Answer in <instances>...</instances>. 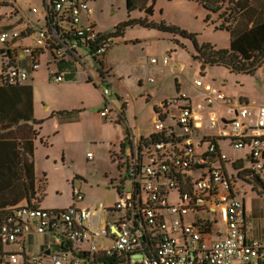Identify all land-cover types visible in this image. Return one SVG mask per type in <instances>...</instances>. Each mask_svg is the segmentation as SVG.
<instances>
[{
  "label": "built area",
  "instance_id": "2783aa9c",
  "mask_svg": "<svg viewBox=\"0 0 264 264\" xmlns=\"http://www.w3.org/2000/svg\"><path fill=\"white\" fill-rule=\"evenodd\" d=\"M40 2L28 5L31 17L17 0L0 3V86L26 84L44 65L60 82L54 65L81 61L79 47L96 59L109 49L91 17L93 0ZM110 106L100 115L109 116ZM221 141L243 155L229 157ZM131 144L119 169L131 189L119 186L109 219L92 225L94 210L77 205L84 195L75 188L67 208H4L0 264H264V238H248L245 213L248 190L264 194V104L234 101L203 77L184 79ZM32 234L55 237L49 254L34 259L25 251Z\"/></svg>",
  "mask_w": 264,
  "mask_h": 264
},
{
  "label": "rangeland",
  "instance_id": "374dc122",
  "mask_svg": "<svg viewBox=\"0 0 264 264\" xmlns=\"http://www.w3.org/2000/svg\"><path fill=\"white\" fill-rule=\"evenodd\" d=\"M22 1L26 2L25 0ZM31 1L37 6L41 4L40 0ZM17 2L22 4L20 0H17ZM134 3L137 6L128 11L126 0H96L94 4L96 14L93 15L98 19L99 31L104 34L116 32L117 27L125 22L143 20L146 23H165L177 26L189 34H194L199 45L211 43L215 48L229 47V32L217 28L221 22L218 14L209 11L198 1L134 0ZM227 6L228 3H225L223 9ZM149 7H152V12L147 13L145 10ZM122 28H119V32ZM125 33L126 37L146 35L151 39L149 40L150 43L144 47L139 44L125 46L121 55L118 56L119 64L123 63L122 67L127 63L125 60L123 62V57H127L130 59L129 61L140 65H151L162 70L172 68L170 73L177 82L180 78L190 80L199 76L203 77L204 80L211 81L213 84L225 82L227 86L232 88L242 86L246 91L254 92V95L257 92H262L264 63L256 69L257 74L256 71L252 74L232 73L223 64L204 65L202 69V62L193 56L195 47L192 39L183 36L179 32L163 31L157 27L146 29L135 25L127 28ZM159 34L162 37L157 38ZM117 49V45L112 47V58L116 55ZM148 51L159 56H155L158 60L157 64L150 63L151 54ZM164 54L166 55L164 56ZM163 58L168 60L167 64L161 63ZM88 62V67L98 68L99 66L91 59ZM175 70L178 72H175ZM111 73L112 70L104 65L99 70V75L103 78L111 75ZM44 74L45 71L41 66L33 82L38 108L42 103H46L50 104L52 108L73 109L79 107L82 102L86 106V111L81 117V122L69 124L63 133L51 137L53 146L50 152H45V149L38 145L36 157L39 164V179L44 178L43 172L48 173L43 205L50 209L67 208L70 203H73V188L80 189L84 199L77 205L82 208H89L91 211L94 210L95 216H93L92 225L103 223L105 219H109V210L115 206L119 186L123 185L125 189L130 190L131 184L129 180H126L124 184L121 183L120 171L117 169V147L109 148V145L114 144L116 137L118 138L121 134V124L102 119L99 111L105 105L110 104H112L113 109L120 107L121 101L117 95H123L128 102L127 108L130 121L134 123L135 111H138V114L144 116L142 123L151 125L153 124L151 113L153 105L145 103V98L142 96L145 90L143 86H139V77L135 78L131 72L122 69L115 71V78L121 79L120 82L110 80L112 94L108 96L106 103L101 102L100 89L102 86H98V88L93 83L85 82L82 78L84 75L82 69L77 70L73 81L67 79L62 82L55 79L46 81ZM158 74L160 75L159 72ZM184 75L187 77H184ZM166 83L162 95L169 97L175 93L174 83L169 78ZM159 85V83L154 84V87ZM171 98L173 97L165 99L164 102ZM146 107L147 110H145ZM208 144V141L204 142L203 148H207ZM223 145L230 157H233L234 154L237 155V152L232 151L226 141L223 142ZM62 147L65 149L64 159H61L60 156V148ZM87 152H91L92 158L87 157ZM46 155H50V158L46 159ZM245 213L248 238L263 239L264 194L248 190L245 197ZM34 237L31 238V241L37 244L34 247L36 250L42 247L41 243L45 247L48 246L50 241L54 240L46 235H34ZM179 244H181V241H179Z\"/></svg>",
  "mask_w": 264,
  "mask_h": 264
},
{
  "label": "crops",
  "instance_id": "0c3cea01",
  "mask_svg": "<svg viewBox=\"0 0 264 264\" xmlns=\"http://www.w3.org/2000/svg\"><path fill=\"white\" fill-rule=\"evenodd\" d=\"M20 1L22 2V4L20 3V6L25 10L24 14L31 17L26 9L29 4L34 2L31 0H25L26 2H23L22 0ZM95 1L96 0H93L92 2L94 15L96 14V8L94 6ZM2 2H5V0H0V3ZM4 10H5L4 7H0V13ZM93 14L91 16L92 20L95 22V27L99 31L100 29L98 28V19L95 18ZM85 22H86V18L83 16L82 23ZM135 25H139L146 29H154V27H149V26L141 25L139 23H134L128 25L127 27L122 28L120 32L117 30L116 32L113 31L104 34L99 31L101 34L107 36L110 44L107 53L102 58L96 59L92 55L90 50H88L85 47H79L76 50V52L81 61L76 60L75 58H69L67 61L59 62L58 64L54 65V67L55 70L58 71L63 76V80L67 79L68 81H73V78L77 73V70L82 69L84 71V75L82 78L85 80V82L87 81L93 83L96 87L102 86L100 89V93L102 96L101 102L103 103L104 102L106 103L108 96L105 97L102 90L104 88H110L112 94L110 80H114L117 82L118 81L120 82L121 80L119 78H115V71L117 69L119 70L122 69L126 72L129 73L131 72V74L135 78L139 77V86H143V89L145 90L144 91L145 93L142 95L143 98H145V103H147V105L150 104L153 105V109L151 113L153 115V121H154L155 111L159 109V107L164 102V100L170 97H175L177 95L178 83L182 82V78H180L178 82L177 80H174L172 74L170 73L172 68L170 70L168 69L162 70L161 68H156L151 65H140L136 62L129 61L130 59H128L127 57H123V62L124 60L127 61L124 67H122L123 63L119 64L118 56L121 55L122 49L125 46L128 47L130 45L139 44L142 47H144L145 45L150 43L149 40L151 38L146 35L126 37L125 30L127 28L134 27ZM160 37H162V35L159 34L157 38ZM115 45L118 46V49L116 51V55L112 58L111 56L112 47ZM148 52L149 54H151L149 60L151 58H156L155 56H158L154 54V52L151 51ZM195 54H196V50H195ZM195 54H193V56ZM165 55L166 54H164V56ZM89 59H91L94 63H97L99 65L97 71L93 72L91 70L93 66L88 67ZM102 65L107 66L112 70L111 75L106 76L105 78L99 75V70L101 69ZM43 69L45 71L44 77L46 81H52V79H55L54 75L48 71L46 65L43 66ZM229 71L234 73V71H231L230 69ZM255 71L257 74V70ZM158 72L160 73V75L158 74ZM175 72L178 71L175 70ZM36 74H34L32 81L18 87L20 93L26 95V99L28 97V100L26 102L23 99L21 102L15 103L11 92L8 91L10 89L7 87L0 86V96L6 97L8 100H12L11 102L9 101L4 102V98H0V117L3 116L6 118V120L0 121V133L5 134L9 132L7 136L6 135L0 136V207L7 208L14 205H24L27 203L35 202L37 205L47 208L43 205V201H44L43 195L47 189L46 177L48 173L43 172L44 178L39 179L38 176L39 164L36 157L38 145H41L45 149V152L48 151L50 152L53 146L51 137H55L63 133L64 129L69 124H74V123L78 124L79 122H81V117L86 111V106H84L82 102L79 107L73 109H66L63 107L52 108L50 104H46V103H42L40 108H38L36 105V94L33 89V82L35 81ZM184 77L187 76L184 75ZM168 78L171 81H173L174 83L173 86L175 90V93L171 94L169 97L162 95L163 87L164 85L167 84L166 82ZM157 83H159L160 85L158 87H154V84ZM215 86L220 87L226 94L231 96L234 101L241 99L253 105L264 104V83H263V88L261 89L262 92L261 93L257 92V94L255 95L254 92H248L242 86H239L238 88H232L230 86H227L225 82L222 84H215ZM148 93L150 94L148 95ZM117 96L118 99L121 101L120 107L113 109V106L111 104L110 106L111 112L109 113V116L103 117L100 115V112L106 107L105 105L103 109H100L99 115L102 119L108 120L110 122H114L115 124L117 123L121 124L122 126L121 127L119 125L121 134L118 136V138L116 137L114 144L109 145V148L117 147V151H118L116 153V156L118 158L117 169H120V165L125 160H127L131 154L132 139L133 138L138 139L141 136H144L146 131L151 129L152 124L151 125H148L147 123L143 124L142 118L144 116L140 113L138 114L137 113L138 111H135L134 123L130 121V117L128 115V108H127L128 102L126 98L123 95H119V94ZM134 104H135V100H134ZM15 108L20 109L19 115L16 114ZM147 109L148 108L146 107L145 110ZM148 111L150 112V109ZM16 117H19L17 118L18 122L13 123L16 120ZM203 132L207 134L206 129H203ZM20 142L23 144V148H25L23 154L25 155V157H27V165H28L29 177L28 179L26 177L24 180L21 179L20 176L21 163H20L19 154L22 155L21 150H19ZM223 142L224 141H221L220 145L226 151ZM203 149H204L203 146L196 147L197 152H201ZM236 152L237 155L234 154V156L233 157L231 156V158H236L243 155L242 151H236ZM88 153L91 152H87L86 154ZM60 156L61 159H64L65 156L64 147L60 148ZM49 158L50 155H46V159ZM253 192H258V191L255 190ZM69 205H71V203ZM99 225H101V223H96L94 226H99ZM34 235L37 234H32L28 236L25 245V251L29 253L30 256H33L34 253H37L39 256L42 252H44V254H47L46 251L48 250L49 245L43 247V244L41 243L40 245L42 247L39 250L34 249V247L37 246L36 243L31 241V238H35ZM45 235L52 237L53 239L55 238L53 237V235L50 234H45Z\"/></svg>",
  "mask_w": 264,
  "mask_h": 264
},
{
  "label": "trees",
  "instance_id": "16d2710c",
  "mask_svg": "<svg viewBox=\"0 0 264 264\" xmlns=\"http://www.w3.org/2000/svg\"><path fill=\"white\" fill-rule=\"evenodd\" d=\"M201 3L206 9L218 14L221 22L217 26L218 29L227 30L229 32V47L215 48L211 43H203L199 45L196 42L194 34H189L181 30L177 26L167 25L165 23L155 24L146 23L143 20H130L117 27L124 28L127 25L139 23L144 26L157 27L163 31L179 32L183 36L192 39L196 54L194 58L199 59L201 67L204 65L223 64L231 71L237 73L252 74L255 70L264 63V0H195ZM228 6L224 7V4ZM128 11L133 10L137 5L134 0H126ZM222 10V11H221ZM24 85V84H23ZM21 85H6L11 92L15 103L21 102L23 99L26 102V95L20 93L18 87ZM4 102H11L6 97ZM17 115L20 113L19 108H15ZM13 123H17L18 120ZM6 120L1 116L0 121ZM9 132L0 136H7ZM22 155L19 154L21 163V179H28L27 157L23 154L25 148L20 142ZM31 173V172H30ZM5 207H0L2 210Z\"/></svg>",
  "mask_w": 264,
  "mask_h": 264
},
{
  "label": "water",
  "instance_id": "95a60500",
  "mask_svg": "<svg viewBox=\"0 0 264 264\" xmlns=\"http://www.w3.org/2000/svg\"><path fill=\"white\" fill-rule=\"evenodd\" d=\"M145 11H146L147 13L152 12V7L146 8ZM46 253L48 254L49 251L47 250ZM37 257H38V254H37V253H34L33 256H32V258H34V259H36Z\"/></svg>",
  "mask_w": 264,
  "mask_h": 264
}]
</instances>
